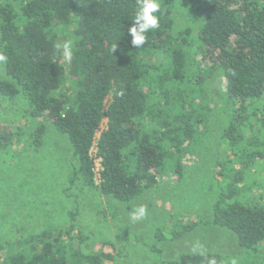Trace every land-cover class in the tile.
I'll use <instances>...</instances> for the list:
<instances>
[{
    "label": "trees",
    "instance_id": "trees-1",
    "mask_svg": "<svg viewBox=\"0 0 264 264\" xmlns=\"http://www.w3.org/2000/svg\"><path fill=\"white\" fill-rule=\"evenodd\" d=\"M201 17L174 31L176 0H159V27L139 47L128 29L140 0H0V99L21 106L22 125L0 129V150L23 137L40 147L46 122L67 136L73 172L96 185L92 148L101 158L100 192L130 201L153 187L158 175L197 147L202 106L194 97L204 77L188 72L198 47L220 68L233 108L224 137L230 152L216 170L217 198L207 221L156 230L157 240H175L201 224L232 231L253 264H264L263 195L251 197V169L264 160V0H191ZM74 38L72 59H63L61 38ZM189 45L194 48L189 49ZM59 46V47H58ZM197 46V47H196ZM193 51V52H192ZM164 53L158 63L145 56ZM197 75V76H196ZM250 131L247 136L246 132ZM77 210L69 224L47 228L24 241L1 264H105L115 259L104 245L86 252L76 234ZM23 242H21L22 244ZM155 251L161 249L152 247ZM242 264L217 252H187L166 264Z\"/></svg>",
    "mask_w": 264,
    "mask_h": 264
},
{
    "label": "rangeland",
    "instance_id": "rangeland-1",
    "mask_svg": "<svg viewBox=\"0 0 264 264\" xmlns=\"http://www.w3.org/2000/svg\"><path fill=\"white\" fill-rule=\"evenodd\" d=\"M173 19L174 34L190 27L193 37L202 23L191 0H176ZM66 40H71L73 45L71 33L61 38L62 45ZM197 49H192L196 55L191 59L202 69L189 60L188 72L197 74L200 70L203 74L200 77H204L200 92L194 97L198 110L202 106V112L198 111L202 117L198 145L181 157L180 171L173 166L164 170L158 175L157 183L139 197L119 201L100 192L97 185L101 158L95 151L96 185L90 186L80 178L70 183L74 169L69 140L49 122L40 147L18 137L10 149L0 150V264L8 254L21 250L24 241L33 234L67 226L74 210L78 211L75 233L85 239L80 245L77 239L75 246L92 252L104 241L114 244V247L104 245L106 250L114 249L116 255L105 264H166L187 252H217L236 262L253 264L236 235L212 222L201 224L175 240H157L156 230L163 227L168 232L177 217L184 222L211 218L217 198L218 163L230 152L224 131L233 108L226 97L225 77L209 57H203L202 48ZM163 58L164 53L160 52L145 56L144 60L158 63ZM21 110V106L0 99V129L10 131V127L22 125ZM106 123L107 118L97 139ZM249 134L250 131L246 132ZM97 139L94 148H97ZM250 179V196L263 195L264 201L263 159L251 169ZM141 207L145 212L139 216Z\"/></svg>",
    "mask_w": 264,
    "mask_h": 264
},
{
    "label": "clouds",
    "instance_id": "clouds-1",
    "mask_svg": "<svg viewBox=\"0 0 264 264\" xmlns=\"http://www.w3.org/2000/svg\"><path fill=\"white\" fill-rule=\"evenodd\" d=\"M160 5L157 0H140V9L132 21V26L128 29L132 36V45L139 47L143 45L147 39L145 33L151 29L159 27V17L156 13L159 11ZM59 47V46H58ZM63 56L66 60L72 59V41L66 40L63 45ZM4 59L0 56V60ZM145 212L144 208L138 209V215L142 216ZM135 218V217H134ZM209 264H215L214 261H209Z\"/></svg>",
    "mask_w": 264,
    "mask_h": 264
},
{
    "label": "built area",
    "instance_id": "built-area-1",
    "mask_svg": "<svg viewBox=\"0 0 264 264\" xmlns=\"http://www.w3.org/2000/svg\"><path fill=\"white\" fill-rule=\"evenodd\" d=\"M95 144H96V143H95ZM94 151L96 152V151H97V148H94V147L92 148V155H94V154H93Z\"/></svg>",
    "mask_w": 264,
    "mask_h": 264
}]
</instances>
